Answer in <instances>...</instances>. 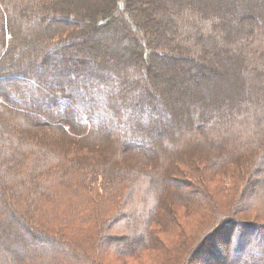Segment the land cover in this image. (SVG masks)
Here are the masks:
<instances>
[{
  "label": "trees",
  "instance_id": "1",
  "mask_svg": "<svg viewBox=\"0 0 264 264\" xmlns=\"http://www.w3.org/2000/svg\"><path fill=\"white\" fill-rule=\"evenodd\" d=\"M151 1L167 5L163 21L149 17L151 5L140 6V0H0V264H110L107 256L121 260L154 250L159 234L174 235L183 249L195 233L184 231L182 209L204 212L201 242L222 223L239 229L227 254L234 256L233 245L244 252L251 238L264 239V219L233 214L254 202L258 216L264 211V102L250 100L261 96L255 87L264 83V1L254 4L259 13L242 2L224 9L204 2L197 9L200 0ZM116 23L136 50L133 67L114 64L105 78L87 74L89 67L73 74L69 67L79 62L69 53L82 50L88 31ZM180 31L225 46L230 59L224 73L246 88L238 96L237 89L221 94L211 105L190 102L182 120L157 119L153 130L138 121L155 113L139 82L168 56L162 48ZM51 63L62 70L50 88L41 72ZM92 63L103 69L100 61ZM124 124L133 128L127 138L150 145L123 139L117 128ZM163 126L168 136L149 143ZM228 169L238 170L233 178L240 193L232 195L235 185L224 188L222 205L206 177L226 176ZM117 228L127 233H115ZM180 251L173 250L168 264H180ZM257 255L251 264H264V250Z\"/></svg>",
  "mask_w": 264,
  "mask_h": 264
},
{
  "label": "rangeland",
  "instance_id": "2",
  "mask_svg": "<svg viewBox=\"0 0 264 264\" xmlns=\"http://www.w3.org/2000/svg\"><path fill=\"white\" fill-rule=\"evenodd\" d=\"M182 1L187 3L189 0ZM204 2L205 4L208 3L210 6H215L213 5L214 2L218 4V6H220L219 9H222L224 6L228 7L233 3L236 4V2H242L245 6L248 4L252 8L254 6V12H261L260 8H258L259 6L255 7L256 3L258 4L260 0H203V2L200 0L197 4V9L202 8L200 6H202ZM144 3H149V5H151L152 13L149 14L150 12H147V15L149 14V17L152 16V18L156 19L158 22L163 21V16H161L160 12H163V9L166 10L167 5L161 6L158 3L155 4L151 0H140L139 5L142 6ZM179 3L182 4L181 1ZM153 6H156L155 9L153 8ZM255 16L257 17L258 15L256 14ZM124 30L125 29L123 26L116 23L113 27L110 28L98 29L94 32L88 31L87 33L89 35L87 36L86 43L84 44L82 50L80 49V51H78L77 53L74 51H71L69 53V55L74 59L73 61L79 62V64L74 63L69 67L71 70H73V74L79 73L78 69L81 70L82 68L89 67V69H87L86 71L87 74L98 76L99 78H105V73L108 70V67H111L114 64L118 67L124 65V67H126V65H128L130 68L133 67V64L137 61V53L135 48L132 46L131 39L127 35H125ZM35 32L36 34H39L44 32V30L41 28L40 30H37ZM164 33L166 34V32ZM183 34L184 32L180 31V33H177V35H174L175 37L178 36V38L180 39L178 44L175 42L174 37V39L170 41L169 45L162 48V50L165 51L168 56L154 62V64L151 65L150 73L147 74L146 77L142 78V80L144 79L146 83L145 81L139 82L141 85H143L144 83L143 87L148 90L149 95H143V99L145 103H147V105L150 104L154 106L155 113L150 115L148 118L146 115L143 116L142 114L143 117L141 116L142 118L138 119V121L140 122V124L142 123L150 129L154 128L153 130H155V125H153V122L157 119L164 122V124L169 122L175 123L182 120L184 116L188 115V109L190 108L188 103L190 102L199 103L202 101L206 105H211L215 102H218L217 99H219V95L221 94H229L233 91H236L237 89L236 93L238 96L243 92L244 88H246L245 83H243L242 81H238L236 83L232 80L229 81L227 73H224V68L226 65L225 61H228L230 59V56L224 53L225 50L223 51V48L225 49V46H223L222 44L217 45L215 41L213 42L209 39L197 40L196 37H188L187 35L190 33H186L187 35ZM78 43L79 40H77L76 46ZM80 46L81 45H79L78 47ZM207 49L209 50V52H206ZM97 60L100 61L101 64H103V69L95 67V64L92 63ZM16 62L17 68L20 69L21 63L23 61L21 59H18ZM61 70L62 66L58 63L49 64L48 66H46V68L42 69V81L51 88L53 86L54 78H57ZM234 84H236V86L233 88V90L224 88L227 85L231 87ZM122 87L123 85L121 86L119 84H114L115 89L119 90ZM5 88L6 87L4 86L3 89ZM219 88L220 92H218ZM255 88L258 89L261 96H257L255 94L254 97H252L253 99L250 100H253L254 103L260 105L261 101L264 102V83L263 85L258 84V86H256ZM88 91L90 90L87 89V92ZM149 96H151V98ZM147 105H145V108L147 107ZM109 106H112V104L109 103ZM174 125H177V123ZM121 129H123V131ZM132 129L133 128L131 125L124 124L120 125V127L117 128V131L120 132V134L123 136V139H129L131 140V142H136L140 145H150L148 143L145 144L142 142H137L138 140H135V138L134 141L131 137L127 138L128 135L125 131L129 132ZM163 129L164 130L160 131L157 129L158 131H156L154 136L150 135L149 138L151 139L149 140V143L151 141H157V139L160 138L161 135L167 134L166 136H168V127L163 126ZM209 152L211 153L210 150ZM201 163L205 165L206 169L204 171L207 172L209 170L207 169L209 168L207 167V162L203 161ZM184 166L185 165L182 164L178 166L177 169L181 171L182 169H184ZM224 174L228 175L223 176L219 174L217 176L208 175L209 177H206L209 181L208 184L211 183V190L217 193L216 196L220 200H223V202L218 200V202H220V204L222 205L224 204L226 194L224 193V188L228 189L230 186L231 189L235 185L237 186V189L232 193V195H239L240 193V187H238L240 181L233 178L234 175L236 176L238 174V170L228 169ZM229 175L232 176L233 179L230 178ZM72 202L78 206V200L72 199ZM242 204H246V201H243ZM247 205L248 203L241 209L239 208V213H233L235 214L234 217L239 218L240 220L243 219V221L251 222L261 221L262 219H264V211L263 216H258L260 205L256 202L249 204V208L246 209V212L241 213L240 210H244ZM63 210L67 211L68 208L64 207ZM183 211H186V209H182L179 213L182 214L181 222L183 224L184 231L190 234L195 233L194 237L191 238L192 241H188L183 249H181L182 242L180 241V239L178 240V238H176L174 235L159 234L156 238L158 240L159 237L158 241H160V244L154 250L144 251L139 253L135 257H129L121 260H112L109 256H107V258L110 259V264H168V256L170 254L172 255L173 250H178L179 247L181 253L179 254L178 262L180 264L183 263V259L185 258L187 259V264H217L220 262V259L222 257L224 259L221 264H236L237 262L251 264L258 259L257 254L260 252V250H264V239L259 241L255 238H251L250 246L252 247H248L244 250V252H242V248L239 249L235 246L237 243L236 238L241 237V235L238 233L239 229H237L236 227L232 228L228 224V222H226L227 224L225 225L222 223L219 226L213 228L211 236H208L205 241L201 242L202 238L198 233L202 228L201 225L204 212H201L202 210L200 209L196 210L195 208L193 213L191 214H185ZM11 228L13 229L17 227L12 225ZM131 230L136 232L134 226H132ZM114 232L121 234H124V232L127 233L124 228H117ZM233 232H235L234 236L232 235ZM243 234V238L249 237V233ZM25 238H27V236ZM234 238L236 239V241L234 243L235 245H233L232 247V250H234L233 256V253L231 252L227 254V247H229V241L233 242ZM184 241H187V238ZM24 245L26 253H30L29 251L31 247H29L30 245L26 240L24 242ZM255 247L259 251H256L254 249ZM84 248H86L90 253L94 254L95 252L87 245H84ZM247 258L250 259L248 260ZM227 259L228 261L226 262ZM105 264H107L106 261Z\"/></svg>",
  "mask_w": 264,
  "mask_h": 264
}]
</instances>
